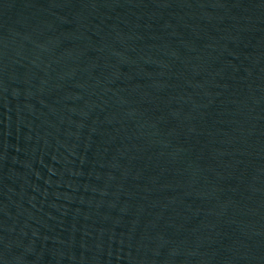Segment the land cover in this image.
<instances>
[{
    "label": "water",
    "instance_id": "obj_1",
    "mask_svg": "<svg viewBox=\"0 0 264 264\" xmlns=\"http://www.w3.org/2000/svg\"><path fill=\"white\" fill-rule=\"evenodd\" d=\"M0 264H264V0H0Z\"/></svg>",
    "mask_w": 264,
    "mask_h": 264
}]
</instances>
